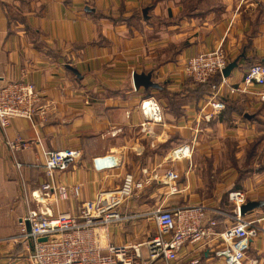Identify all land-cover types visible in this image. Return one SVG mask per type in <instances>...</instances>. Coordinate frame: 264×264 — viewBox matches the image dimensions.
<instances>
[{
	"label": "crops",
	"instance_id": "crops-1",
	"mask_svg": "<svg viewBox=\"0 0 264 264\" xmlns=\"http://www.w3.org/2000/svg\"><path fill=\"white\" fill-rule=\"evenodd\" d=\"M216 49L234 65L226 77L230 84L251 65H264V0H0V77L33 84L44 112L0 128V264H30L31 242L16 238L18 219L36 206L24 194L30 198L47 181L44 153L61 150L78 151L79 158L55 172L54 181L79 193L65 201L39 199V207L54 216L75 215L83 202L115 189L128 173L142 180L155 176L120 207L122 220L104 228L105 247L150 240L155 229L149 214L158 207L205 206L219 234L231 224L227 193L242 183L248 202L259 204L244 215L258 228L245 264H264V187L260 199L252 191L264 181V167L245 178L229 166L234 175L225 183H214L207 167L208 188L192 162L173 151L190 145L191 129L201 126L210 136L264 145L263 101L229 97L206 118L208 90L184 74L187 59ZM134 75L149 76L156 87H136ZM255 90L263 93L264 85ZM148 98L160 107L158 122L146 121L141 112L140 103ZM16 139L27 146L12 151L8 142ZM105 157L112 164L94 165ZM168 169L180 175L174 193L161 182ZM222 247L218 238L187 245L175 264H222L215 255Z\"/></svg>",
	"mask_w": 264,
	"mask_h": 264
},
{
	"label": "built area",
	"instance_id": "built-area-1",
	"mask_svg": "<svg viewBox=\"0 0 264 264\" xmlns=\"http://www.w3.org/2000/svg\"><path fill=\"white\" fill-rule=\"evenodd\" d=\"M227 65L226 55L221 49L199 54L183 64L185 76L197 85L209 83L217 74L220 75L219 83L209 84L210 94L203 109L210 108L211 113L206 118L223 108L221 97L251 95L264 102V92L255 90L264 85V65H251L236 84H230L222 76ZM39 100L33 84L2 81L0 77V128H8L17 118L33 121L36 113L43 115ZM140 109L146 121L160 120V107L152 98L142 100ZM8 146L12 151H18L27 143L16 139L9 141ZM176 151L179 158H187V147ZM78 158L79 152L75 150L46 151L43 169L47 181L40 189L31 192L30 198L24 194V200L28 203L31 199L36 206L27 208L26 215L18 219L16 238L31 242L30 264H175L185 246H200L213 238H218L223 245L215 253L222 264H245L246 253L258 228L254 220L240 214V207L248 202V193L243 190L228 193V202L232 207L231 224L219 234L215 232L218 223L205 206L176 210L158 207L149 214L155 229L154 236L143 243L122 246H100L95 231L121 221L120 207L154 181L155 176L142 180L128 173L115 189L100 191L93 200L83 202L75 215L54 216L42 210L39 207L41 198L52 196L65 201L71 194L78 196L77 187L69 189L54 181L55 172L66 171ZM112 162L109 157L94 159L96 167ZM179 179L176 171L168 169L161 182L170 186V191L174 193ZM41 238L46 240L40 242Z\"/></svg>",
	"mask_w": 264,
	"mask_h": 264
},
{
	"label": "rangeland",
	"instance_id": "rangeland-1",
	"mask_svg": "<svg viewBox=\"0 0 264 264\" xmlns=\"http://www.w3.org/2000/svg\"><path fill=\"white\" fill-rule=\"evenodd\" d=\"M191 132H194V134L193 136L189 135L191 136V141L190 145L187 146L190 156L189 158L184 157L182 159H189V164L192 162V166L196 168L197 171L196 176L201 180L203 179L205 186L208 188L210 187L209 184H207L208 181L205 173L207 167H211L213 170L211 177L213 178L214 183H225L226 181H230L232 179L234 173L231 171L229 166H234L237 169V172L241 173L239 176L245 178L250 177L249 173H251L255 167H264V145L246 146L241 144L242 142L238 143V141L235 140L236 138L233 140H228L225 138L226 135L210 136L205 132L202 126L201 128L191 129ZM179 148L181 147L174 148L173 151ZM236 150H240L242 152L240 158L230 157L229 155H231V153ZM206 151H216V154H213L211 157L203 156V153ZM255 151L258 152L255 154ZM176 160L177 159L172 158L173 163ZM262 183L257 184L256 189L258 191L252 189L255 195L254 197H257L258 199H260L261 194H263L262 191L259 190L260 186L264 187V184ZM241 185L239 183L237 184V186L243 188ZM241 188H237L235 190H243L249 193V189L246 190ZM262 196L264 197V195Z\"/></svg>",
	"mask_w": 264,
	"mask_h": 264
},
{
	"label": "water",
	"instance_id": "water-1",
	"mask_svg": "<svg viewBox=\"0 0 264 264\" xmlns=\"http://www.w3.org/2000/svg\"><path fill=\"white\" fill-rule=\"evenodd\" d=\"M234 67V65H227V67L222 71V76L226 78L229 75L230 70ZM149 76L144 77L143 75H134L133 82L136 87L143 86V87H156L149 82ZM259 204L257 202H246L240 207V214L245 215L247 212L252 211L255 208H258ZM46 238L39 239L40 242H44Z\"/></svg>",
	"mask_w": 264,
	"mask_h": 264
},
{
	"label": "trees",
	"instance_id": "trees-1",
	"mask_svg": "<svg viewBox=\"0 0 264 264\" xmlns=\"http://www.w3.org/2000/svg\"><path fill=\"white\" fill-rule=\"evenodd\" d=\"M220 82V75L219 74H217L209 83H206V84H201V86L205 89V88H207V90H208V94H210V87H209V84H211V83H214V84H217V83H219ZM220 101L222 102V104H223V107H224V105H226L227 104V102H229L230 100H229V98L228 97H221L220 98Z\"/></svg>",
	"mask_w": 264,
	"mask_h": 264
},
{
	"label": "bare ground",
	"instance_id": "bare-ground-1",
	"mask_svg": "<svg viewBox=\"0 0 264 264\" xmlns=\"http://www.w3.org/2000/svg\"><path fill=\"white\" fill-rule=\"evenodd\" d=\"M112 161V159H111ZM95 234H96V239L97 241L100 243V246H104L102 245V242L101 240L104 238V235H105V229L103 228H99L95 231Z\"/></svg>",
	"mask_w": 264,
	"mask_h": 264
}]
</instances>
